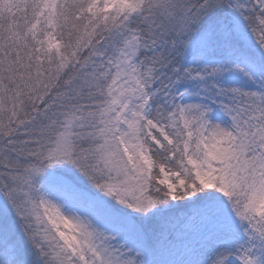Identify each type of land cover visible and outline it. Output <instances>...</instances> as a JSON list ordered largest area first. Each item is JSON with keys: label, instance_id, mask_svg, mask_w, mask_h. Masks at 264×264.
I'll list each match as a JSON object with an SVG mask.
<instances>
[{"label": "snow or ice", "instance_id": "6c2138e0", "mask_svg": "<svg viewBox=\"0 0 264 264\" xmlns=\"http://www.w3.org/2000/svg\"><path fill=\"white\" fill-rule=\"evenodd\" d=\"M0 264H264V0H0Z\"/></svg>", "mask_w": 264, "mask_h": 264}]
</instances>
